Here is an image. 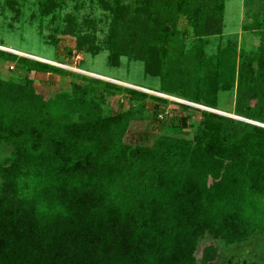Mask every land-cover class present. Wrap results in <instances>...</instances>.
Here are the masks:
<instances>
[{
	"label": "trees",
	"instance_id": "16d2710c",
	"mask_svg": "<svg viewBox=\"0 0 264 264\" xmlns=\"http://www.w3.org/2000/svg\"><path fill=\"white\" fill-rule=\"evenodd\" d=\"M124 1L103 3L112 14L104 45L78 33L71 15L61 32L75 36L77 52L106 50L111 68L140 62L159 92L188 103L216 109L219 92L232 91L244 120L19 58L29 72L74 80L68 94L45 101L32 80L0 78V142L22 155L10 183L19 198L0 200V264H207L220 242L264 232V127L253 123L264 122V5L243 25L259 38L244 51L224 34L225 0ZM61 4L42 0L41 12ZM1 59L16 57L0 50ZM101 83L133 107L155 101L157 122L170 103L186 114L159 125L153 145H130L127 121L144 109L105 115ZM204 237L217 243L201 247Z\"/></svg>",
	"mask_w": 264,
	"mask_h": 264
},
{
	"label": "rangeland",
	"instance_id": "374dc122",
	"mask_svg": "<svg viewBox=\"0 0 264 264\" xmlns=\"http://www.w3.org/2000/svg\"><path fill=\"white\" fill-rule=\"evenodd\" d=\"M105 1L113 2V0H62L59 7L52 13L45 15L41 12L42 0H0V50L16 57L15 61L0 60V78L11 79L15 82L32 80V93L42 96L45 101H52L62 96L63 93L68 94L70 92L73 77L29 72L18 61L19 58H29L60 67L66 71L97 78L103 82L114 83L122 88L129 87L171 101L179 99L159 92L157 80L143 74L140 62L122 58L118 68H111L108 65L106 50L95 56L86 52H77L75 50V36L61 32L65 27L66 17L71 15L78 33H91L96 38L97 43L104 45L103 42L109 32L112 19V14L103 6ZM130 1L132 0H125L124 2ZM258 2L255 0H225L224 34L236 37L239 49L244 51L258 45L259 38L249 31L243 30V25L250 21L251 15L258 10L259 4L264 5V0H258ZM179 23L184 29L185 20L181 19ZM103 87L104 83L96 86L97 91L95 92H98L97 96L101 93L108 97L103 107L105 115L131 111L132 109H144L141 115L138 117L133 115L127 121L123 140L133 146L153 145L155 138L162 133L159 125L162 123L169 125L172 121L178 125L180 121L176 117L175 119L172 117L186 114L185 109L170 103L166 108L169 113L164 118L158 116L160 122H157L151 116L155 101L148 98L144 102V107L142 102H135V107H133L125 92L120 91L115 92L114 95H107L108 91L104 90ZM218 95V108H209L208 111L244 120L233 111L234 93L232 91H220ZM181 100L179 99V101ZM185 104L199 108L194 103H187L186 101ZM26 115L24 122L34 123V111L31 110ZM199 119L196 115L192 117L193 128L186 129L188 134L184 135V138H192ZM253 123L264 127V122L255 121ZM17 162H22L21 152L13 144L0 142L1 201L19 198L17 191H13L10 186L17 175L16 167H20L17 166ZM210 241L212 240L204 237L200 241L203 243L200 246L217 243ZM220 243L222 247L218 260L211 264H264V232L257 233L238 245L226 246L222 242ZM198 255H200L199 252Z\"/></svg>",
	"mask_w": 264,
	"mask_h": 264
},
{
	"label": "built area",
	"instance_id": "2783aa9c",
	"mask_svg": "<svg viewBox=\"0 0 264 264\" xmlns=\"http://www.w3.org/2000/svg\"><path fill=\"white\" fill-rule=\"evenodd\" d=\"M175 98V97H174ZM176 100V99H175ZM176 101H178V102H185L186 103V101H184V100H181V101H179V99H177ZM188 103V102H187ZM196 106H198L199 108H201V109H209V108H207V107H204V106H199V105H196ZM210 110V109H209Z\"/></svg>",
	"mask_w": 264,
	"mask_h": 264
},
{
	"label": "flooded vegetation",
	"instance_id": "af4514ba",
	"mask_svg": "<svg viewBox=\"0 0 264 264\" xmlns=\"http://www.w3.org/2000/svg\"><path fill=\"white\" fill-rule=\"evenodd\" d=\"M217 260H218V258H217L215 261H213V262H216ZM213 262H212V263H213ZM207 264H211V263H207Z\"/></svg>",
	"mask_w": 264,
	"mask_h": 264
}]
</instances>
